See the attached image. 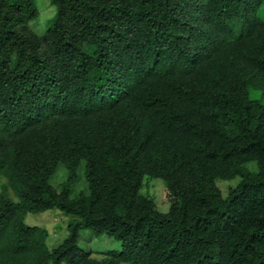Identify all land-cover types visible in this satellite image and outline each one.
<instances>
[{
  "label": "trees",
  "instance_id": "1",
  "mask_svg": "<svg viewBox=\"0 0 264 264\" xmlns=\"http://www.w3.org/2000/svg\"><path fill=\"white\" fill-rule=\"evenodd\" d=\"M51 1L39 35L33 0H0V264H264V0ZM50 209L76 217L52 249L25 224ZM81 229L122 250H84Z\"/></svg>",
  "mask_w": 264,
  "mask_h": 264
},
{
  "label": "rangeland",
  "instance_id": "2",
  "mask_svg": "<svg viewBox=\"0 0 264 264\" xmlns=\"http://www.w3.org/2000/svg\"><path fill=\"white\" fill-rule=\"evenodd\" d=\"M33 2L38 10V15L31 22V27L36 33L42 35L45 29L49 26L50 21L56 16L58 8L51 0H33ZM259 17L264 20V6H262L259 12ZM235 31L239 33L241 30L240 28H236ZM248 91L250 99L260 100L264 104V87H255L250 84L248 86ZM245 166L252 172L258 171L257 163L254 161L246 163ZM77 174L78 178L73 187L72 196H77L81 193L88 194L89 186L85 176L84 163L79 167ZM68 176V169L64 164L60 163L51 179V183L58 187L68 179ZM240 182L241 177L236 176L233 179H217L216 185L221 190L223 197L227 198L230 189L237 187ZM5 183L6 179L0 177V191ZM141 192L154 200L158 211L162 213L169 212L171 202L167 199V187L163 179L152 178L149 175H145ZM10 196L15 202H19V198L12 192ZM74 219H76L75 216L67 214L61 209H50L44 212L28 213L25 219V224L28 226H40L46 228L49 232L47 244L49 248L52 249L61 244L70 235L69 224L74 221ZM78 243L84 250L93 251L95 254L106 251L120 252L122 250L121 241L107 234L94 236L90 229H81Z\"/></svg>",
  "mask_w": 264,
  "mask_h": 264
}]
</instances>
